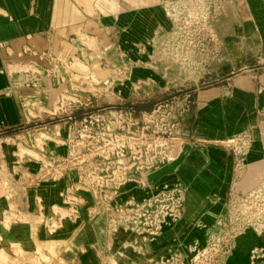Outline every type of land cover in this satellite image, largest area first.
<instances>
[{"label":"crops","instance_id":"1","mask_svg":"<svg viewBox=\"0 0 264 264\" xmlns=\"http://www.w3.org/2000/svg\"><path fill=\"white\" fill-rule=\"evenodd\" d=\"M232 1L215 27L218 46L195 53L188 73L165 59L157 75V61L143 60L152 35L184 48L160 0H0V264L19 251L60 264H151L163 247L209 242L233 198L264 188V8L240 0L233 11ZM56 71L78 95L87 84L142 97L188 88L190 102L174 110V157L121 175L98 140L71 136L69 104L54 110ZM168 187L184 189L182 213L147 239L134 211ZM243 234L252 239L239 253ZM231 242L223 264H249L264 236L246 229Z\"/></svg>","mask_w":264,"mask_h":264},{"label":"rangeland","instance_id":"2","mask_svg":"<svg viewBox=\"0 0 264 264\" xmlns=\"http://www.w3.org/2000/svg\"><path fill=\"white\" fill-rule=\"evenodd\" d=\"M160 1L175 25L171 40L183 43L184 48L182 51L167 50L165 45H161L156 39L159 34L155 33L152 35L154 42L145 47L146 53L143 60L157 61L154 67L157 75L159 72H165L167 67L159 65L160 61L165 59L171 60L174 65L176 63L184 65V72L188 73L195 53L207 54L208 51L205 50L207 45L212 46L216 43L215 45L218 46L219 44L220 39L216 35L215 27L223 25L224 0ZM239 2L240 0L232 1L233 11L239 7ZM209 52L218 53V50ZM47 69L54 72L51 67ZM56 75L59 78V95L53 103L54 110L56 111L60 105L69 104L73 112L67 113L66 116L69 121L73 122L71 136L75 139L98 140L100 144L97 152L108 157L113 152L114 159L121 160L119 169L121 175H127L129 169L130 171L133 169L144 171L149 169L146 166L151 164L157 167L163 159L165 161L166 157L169 159L174 157L175 149L180 146L181 142L174 110L182 98H185V102H190L191 93L187 91L188 88H183L181 85L172 90L155 92L151 97H142L118 94L109 86V83L99 86L87 84L78 86L85 91L78 95V92L73 91L75 88L73 84H70L71 87L67 86L63 74L56 71ZM156 88L158 89L157 84H153V89ZM91 93L94 96H91ZM148 103H152L149 110L135 109L129 105ZM76 112L79 115H77L78 119L75 117ZM60 117L58 113L51 114L53 120ZM168 188L166 189L168 192L166 193L169 194L168 202H161V204L169 203L168 209H172L171 214L167 215V224L175 222L176 218L181 215L185 200L183 188L179 187L177 194L170 190L171 187ZM159 195L157 194V197ZM165 196L166 194L162 197L165 198ZM142 222H144L143 219ZM246 229H255L264 236V188L251 197L233 198L230 206L228 203L226 214L219 218L217 225L210 226L212 239L209 242L189 243V246L175 244L163 247L162 256L153 258L151 264H223L226 253L233 252V248H230L232 239ZM161 230L162 228L152 234H148L146 229L142 231L147 233V239H149L150 237L156 238ZM251 239L248 234L239 237L238 243L234 244H237L239 253L248 248ZM146 251L150 252L151 248L147 246ZM151 253L155 252L151 251ZM159 254L155 255L159 256ZM10 255H14V252L8 253L6 264H60L58 259L45 256L36 258L20 251L18 259ZM249 256H251L249 264H264V246L253 248ZM61 264L68 263L61 262ZM110 264H114L112 259Z\"/></svg>","mask_w":264,"mask_h":264},{"label":"built area","instance_id":"3","mask_svg":"<svg viewBox=\"0 0 264 264\" xmlns=\"http://www.w3.org/2000/svg\"><path fill=\"white\" fill-rule=\"evenodd\" d=\"M262 3L264 8V0H262ZM69 117L71 119V116ZM167 159L168 158L166 157L165 160ZM162 161H164V159ZM151 166L152 164L147 165L146 167L150 168ZM166 192L167 191L162 192L159 197H152L147 201L140 203L139 205H137L134 211V223L137 224L140 228L144 227L143 229H146L148 234H152L153 232L160 230L164 223H166L167 221V215L171 214L172 212L171 208L168 209L169 203L161 204L162 201L168 202L169 194H167L168 192ZM164 194H166L165 198L162 197ZM171 194L173 193L171 192ZM142 219L144 220V222H142Z\"/></svg>","mask_w":264,"mask_h":264},{"label":"trees","instance_id":"4","mask_svg":"<svg viewBox=\"0 0 264 264\" xmlns=\"http://www.w3.org/2000/svg\"><path fill=\"white\" fill-rule=\"evenodd\" d=\"M151 104L152 103H148V104H145V105H143V104H129L130 105V107H133V108H135V109H146V110H149L150 108H151Z\"/></svg>","mask_w":264,"mask_h":264}]
</instances>
